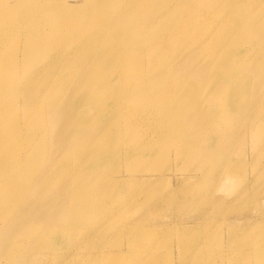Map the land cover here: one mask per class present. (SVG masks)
Wrapping results in <instances>:
<instances>
[{
    "label": "bare ground",
    "instance_id": "bare-ground-1",
    "mask_svg": "<svg viewBox=\"0 0 264 264\" xmlns=\"http://www.w3.org/2000/svg\"><path fill=\"white\" fill-rule=\"evenodd\" d=\"M82 1L0 0V264H49L20 257L17 244L34 248L35 256L48 247L65 249L58 264H143L141 255L156 252L155 244L144 245V228L133 234L137 249L126 253L100 249L101 257L81 259L85 254L70 244L97 210L108 221L99 230L110 226L114 187L123 179L110 172L120 170L121 154L127 164L143 162L136 171H144L149 161L143 157L153 146L154 160L171 153L162 152L167 143L155 147L174 135L182 143H206L214 123L230 117L235 125H222L208 150L173 145L176 154L183 150L188 162L202 165L228 142V133L247 129L248 118L241 117L247 99L261 97L264 0ZM219 90L232 98L215 114L209 107ZM189 196L194 206L210 203L209 196ZM125 224L113 230L135 225ZM173 224L176 232L186 230ZM243 225H231L219 258L240 251V264H253L258 251L252 239L239 236ZM195 240V250L209 247ZM185 241L189 250L192 240Z\"/></svg>",
    "mask_w": 264,
    "mask_h": 264
},
{
    "label": "rangeland",
    "instance_id": "rangeland-1",
    "mask_svg": "<svg viewBox=\"0 0 264 264\" xmlns=\"http://www.w3.org/2000/svg\"><path fill=\"white\" fill-rule=\"evenodd\" d=\"M70 1L83 2L82 0ZM200 84L206 88L210 87L207 80H201ZM261 87L259 100L247 99L249 104L247 111L241 116L242 118H248L247 129L243 130V133H226L228 142L212 150L211 154H207L202 165L198 164L197 160L188 162L183 150L176 154L173 145L178 143V146L181 147H192L197 153H199L198 151L208 150L211 146L210 139L222 128V125H235V122L230 117L221 116V119L218 120L219 124L214 123L211 138L206 143L203 141L199 142L195 138L191 139L190 143L187 141L182 143L178 136L174 135L161 146L155 147L157 151H160L164 144L167 143L162 152L170 150L171 153L167 154L166 158H160L161 155H159L154 160L152 158L155 153L153 146L152 150L147 152L148 155L143 157V159L146 157L149 161L144 171H138V173L136 171L137 168L144 165L143 162L136 161L133 164H129V162L130 166L128 167V164L125 163L127 160L123 159L121 154V162L118 161V169L120 170L114 173L117 168L115 167L110 172L113 177L116 178L120 174L123 179L118 180V185L114 187V189H118V193L112 200L114 205L108 214L112 216L109 228L99 230L98 224L103 222L104 226H107L108 224L106 223L108 221L105 215L97 210L92 216L93 222L86 226H78V235L75 234L70 242L72 248L76 246V250L80 251L81 254H85L81 259L101 257V254L95 253L96 250L100 249L111 251L112 253L129 252L131 249L134 250L133 248L137 249L139 243L132 240L135 239L133 234L138 231L136 228H144L148 235L144 237L143 243L145 246L155 244L154 249L156 252L150 249L149 253L141 255L143 264H240L238 260L241 257L240 251L237 253H235L236 251L231 252L229 255L221 256V258H219L217 252L222 253L224 251L223 247L228 243L226 241L227 231L231 230V225H243L245 223L239 231V236L245 240L252 239L254 241V251H258V253L254 252L255 260L253 264H264V244L259 245V241L264 239V227H258L260 223V225H264V123L254 129L250 128L256 122L261 120L264 122V86L261 85ZM252 88L253 86H251ZM226 92L225 90H219L211 95L215 97H211V99L216 102L212 104L213 107H209L212 113H219L217 111L220 106L223 108L222 104H230L229 99L232 98V95L226 98L224 95ZM216 105H218L217 108ZM191 135L195 136L194 134ZM237 157L242 160V165L239 167L237 165H240V161L237 162L239 160ZM204 164H207L206 168ZM228 166L232 167L233 173L227 169ZM191 169H195V171ZM162 170L164 171L162 172ZM161 172L162 174H159ZM148 173L155 174L150 175ZM211 174H213V177H211ZM57 181H54V183ZM193 194L204 197L209 196L210 203H208L207 199V202L194 206L193 199L189 196ZM214 200L218 201V204L220 201L223 207L220 208V204L214 205L217 204L216 202H211ZM223 201L227 203L223 204ZM180 203H183V206L179 205ZM215 207L220 208L221 211L216 210L220 214L216 213V215L214 213ZM115 216L116 218L113 219ZM202 218L205 221L195 225L197 222L202 221ZM116 220L117 222L113 224V221L115 222ZM131 220H133L135 225L134 228H129L130 232L128 229L118 234L117 232L119 231L113 230L117 228L118 230L123 229L124 225H126L125 222ZM254 220L258 221L256 223L259 224L251 226L250 223ZM178 222L185 224L186 230H183V232L188 230L187 236H183L181 234L183 232H176L177 224L173 223ZM246 224L247 226H245ZM176 233L177 235L180 234L179 237L184 238V242L181 241V238L178 239ZM201 238L209 243V247L202 252L201 250H195L196 247H194L195 239L199 241ZM187 239L192 240L189 250L185 248V240ZM221 241L226 242L221 244ZM182 243L183 246L180 247ZM15 247L17 248V253H21L20 257H30L33 263L34 261L35 263H38V261L46 263L44 261H47L49 264H58V255L66 254L65 249H59L56 252L53 247H48L43 252L44 254L35 256L32 255L34 248L27 246L19 250L18 244ZM119 248L121 249L120 251ZM182 249L183 251H181ZM56 256L57 262L53 260ZM153 257L154 260H151ZM129 258L132 259V256L130 255ZM197 258H203V260L199 261ZM37 259L39 260L37 261ZM119 264L122 263L120 262Z\"/></svg>",
    "mask_w": 264,
    "mask_h": 264
}]
</instances>
